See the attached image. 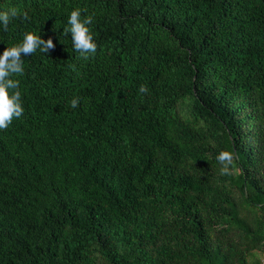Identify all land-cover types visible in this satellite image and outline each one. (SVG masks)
Returning <instances> with one entry per match:
<instances>
[{
    "label": "trees",
    "instance_id": "1",
    "mask_svg": "<svg viewBox=\"0 0 264 264\" xmlns=\"http://www.w3.org/2000/svg\"><path fill=\"white\" fill-rule=\"evenodd\" d=\"M10 7L27 18L0 51L26 30L53 47L22 57L24 113L0 129V264H262L264 0ZM74 8L94 17L87 59Z\"/></svg>",
    "mask_w": 264,
    "mask_h": 264
},
{
    "label": "clouds",
    "instance_id": "2",
    "mask_svg": "<svg viewBox=\"0 0 264 264\" xmlns=\"http://www.w3.org/2000/svg\"><path fill=\"white\" fill-rule=\"evenodd\" d=\"M23 15L27 18V13H21L16 7H10L7 10L0 11V30L7 31L9 24L18 16ZM93 15L86 14L82 16L80 8H74L68 12L67 25L63 28V33L71 38V44L74 52L79 57L87 59L94 54L97 44L89 25L93 23ZM53 47V41L49 38L44 41L39 33L34 31H24L16 43L9 42L3 51H0V129H5L13 122L19 119L24 113L23 102L21 98L20 80L25 71L24 60L22 57L36 53H46L47 48ZM69 67H74L69 65ZM139 91L144 93L146 87L141 85ZM79 97L71 100V107L78 106ZM216 160L220 163L221 174H229L230 166L233 164V154L230 151L221 150Z\"/></svg>",
    "mask_w": 264,
    "mask_h": 264
},
{
    "label": "rangeland",
    "instance_id": "3",
    "mask_svg": "<svg viewBox=\"0 0 264 264\" xmlns=\"http://www.w3.org/2000/svg\"><path fill=\"white\" fill-rule=\"evenodd\" d=\"M256 257L259 258V259H262V264H264V255L260 252H256ZM255 261V260H254ZM251 262H253V260L251 259Z\"/></svg>",
    "mask_w": 264,
    "mask_h": 264
}]
</instances>
